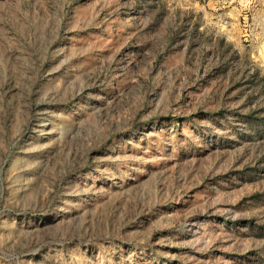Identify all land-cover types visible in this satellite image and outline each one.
<instances>
[{"label":"rangeland","instance_id":"1","mask_svg":"<svg viewBox=\"0 0 264 264\" xmlns=\"http://www.w3.org/2000/svg\"><path fill=\"white\" fill-rule=\"evenodd\" d=\"M0 264H264V0H0Z\"/></svg>","mask_w":264,"mask_h":264}]
</instances>
